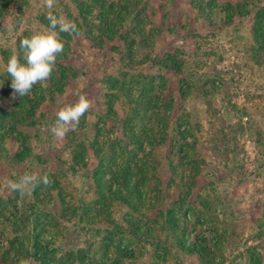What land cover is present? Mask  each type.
<instances>
[{
    "label": "rangeland",
    "instance_id": "obj_1",
    "mask_svg": "<svg viewBox=\"0 0 264 264\" xmlns=\"http://www.w3.org/2000/svg\"><path fill=\"white\" fill-rule=\"evenodd\" d=\"M95 1L84 0L82 17L73 0H56L53 14L79 33L61 35L64 51L48 79L65 77L57 81L61 91L51 94L48 80L36 84L26 96L39 94L40 104L27 116L26 96L13 97L6 65L20 40L47 28L49 9L43 0H0V264H25L28 251L38 254L28 264H264V54L254 34L264 0H105L122 12L111 15ZM179 48L184 73L155 63ZM162 77L179 87L186 80L192 91L174 96L167 136L151 110L143 123L133 116L148 98L157 108L163 103ZM79 94L92 108L76 130L54 137L57 112ZM15 116L26 123L15 124ZM73 132L77 145L84 140L78 162ZM182 136L199 141V174L181 163ZM126 151L142 161L141 171ZM96 169L114 198L100 196ZM29 172L47 173L52 183L21 197L9 182ZM124 179L138 182L137 192L135 184L126 191ZM136 194L142 201L133 206ZM26 214L42 235L39 246L23 228ZM197 239H205L201 256L180 246Z\"/></svg>",
    "mask_w": 264,
    "mask_h": 264
},
{
    "label": "trees",
    "instance_id": "obj_2",
    "mask_svg": "<svg viewBox=\"0 0 264 264\" xmlns=\"http://www.w3.org/2000/svg\"><path fill=\"white\" fill-rule=\"evenodd\" d=\"M98 1L102 2L101 3L102 12H106L107 15L122 13L121 11H118V10L114 9V7L112 5H108V1H105V0L104 1L98 0ZM98 1H95L93 3L91 2V3L93 5H96ZM73 2H75V4L78 6V9H79L80 14L82 16V13L84 12L83 7L86 6L87 4L84 2V0H73ZM1 4H3V2H1ZM1 6L5 7L3 5H1ZM0 9H2V8L0 7ZM68 16H69L70 19L73 18V16L71 14H69ZM256 17H257L258 24H257V27H256L257 31L254 34L256 35V38H257V40H256L257 45H258L259 49L261 50V52H263V54H264V6H262V7H260L258 9ZM111 29H114V27H112ZM61 35L65 36L66 37L65 39L70 37L69 33L68 34L62 33ZM73 35H75V34H73ZM105 35L109 39H113L114 38L113 36L111 37L110 35H107L106 33H105ZM121 39L124 41V38L121 37ZM183 51L184 50H182L180 48L176 49L174 52H172V53L167 55V58H165V63H162V62H160L157 59L155 60V63L161 65L160 68L169 69L172 72H175L176 74H182V73H184L185 70H187L185 62L182 60V57H181V54L183 53ZM63 79H65V77H51V80H48L49 85L53 86V88H54V91L51 92V94H55L56 91H61V90H58L59 87H58L57 81L58 80L62 81ZM161 79H162L161 86H162V91H163L162 95L164 96V99H163V103L160 105V107L157 108L156 102H154L151 98H148L149 99L148 100L149 105L147 107H145V111L143 110L140 113V115L136 111V113L133 116L136 117V115H137L138 118H136V119L140 123H143L142 121H144L146 119L147 113L149 112V110H151V115L154 117L153 119L155 121L158 119V121L156 122L157 126L160 127L161 130L163 129L164 131L162 130L163 131L162 134L167 136V133L169 132V130H168L169 129V114H168V111L169 110L173 111V108L177 104V100L175 99L174 96L176 95V93H178L179 96H183L184 98H188L187 95L191 94L192 91L189 92L190 85L187 83L186 80L180 79L179 80L180 87H179L176 84H174V83L170 82L169 80H167L165 77H162ZM155 82H156V80H154V78H152L147 84H150L153 87V89H155V85H156ZM122 88L125 90V86L124 87L121 86V89ZM128 90L129 89H127V91ZM209 94L210 93L206 94L205 92H202V96L204 95L206 99H208ZM22 99H23L24 104L29 106V108H28L29 112L27 113V116H30V113H32L34 111L36 112V107H38L39 104H40V95L39 94H37L34 99H31L28 96H26L25 98H22ZM33 103H35V104H33ZM108 110H109V112H113V109L110 106H109ZM3 112L5 113V111H3V109H1V111H0V132H1V129L3 128V126L5 125L4 121H6L5 116L3 117ZM217 113L218 112H216L215 115H217ZM162 116H164L165 119ZM14 123L15 124H20V126H22V125H24L26 123V117L22 116L21 118H18V116H15ZM174 123H176V122H174ZM188 123H189V126L191 127L190 121H188ZM28 126H34V123H32L31 125L28 124ZM176 127L174 125V128H171L170 131H172ZM146 130L148 131V129H146ZM146 130L142 131V129H141L139 134L142 135L141 134L142 132H143V135L146 134L145 133ZM131 131H132V134H137V132L135 130L132 129ZM75 136H76V132H73V135L71 136L72 137V146H73V148L76 146L75 151H74V154H75L74 156H75V162H78L79 158H81L85 154V152H83L84 143H82L84 140H82L77 145L78 139ZM97 136H95V140H94L95 142L94 143L98 142V137ZM183 138H184V145H186V146H184V149H181V150L179 149V153H180V157H181V163L184 164V165L189 164L190 166L195 164V166H193V170H194V168L196 169L194 174H199L200 173L199 166L204 164L205 161H203L201 158H199L197 154H193V152L195 151L194 147L197 144L196 141H198V140H196L195 143L191 144V143L187 142L185 137H183ZM73 141H74V144H73ZM166 142H167V138L162 137V144H166ZM137 143H138L139 151L144 150V148L141 145L142 141L141 140H137ZM23 144H24V146L27 144L25 139L23 140ZM153 149H154V147H153ZM153 149H152L151 159H153L155 157V151L156 150L153 151ZM98 151H99V149H98ZM126 153L129 155L128 159H131V162L133 163V165L137 169H139L141 171L142 169L140 167V164L142 163V161L137 158V155L134 152L126 151ZM113 155H114L113 151L107 152V156L109 158H112ZM144 159L147 160V157H144ZM187 162H189V163H187ZM152 165H153V162H152ZM144 167H146V171L145 172L152 171V169H153V166H147L146 165ZM131 174L133 176H135V178H136V175H135L136 173H135L134 170H131ZM113 178L118 179V175L114 174ZM95 180H96V182H97V184L99 186V191L98 192H99L100 196L103 199H108L109 196L114 198L115 194H114L113 191H111V186L108 185L107 182L104 179L101 178L100 173H97V169L95 171ZM132 184H135L133 186H134V188L136 190V186H137L138 182L135 181L134 183H131V182L127 181V179H124L123 185H124L126 191H129L130 188L133 189ZM38 188L39 187L37 186L34 189V191H36V190L38 191ZM133 191H134V189H133ZM136 192H137V190H136ZM181 196H182V198L184 200V195H181ZM135 200H137L139 202L142 201L140 195H137V199H136V196H135L132 199V202H131L133 204V206H134V202H136ZM100 201H102V200H100ZM160 213H162V211H160ZM25 216H26V218L21 220V222L23 223V226H24L23 228H27L28 226L30 228L31 224H33L32 223L33 221L30 219V215L29 214H26ZM185 218H186V216H185ZM90 221H93V219H91ZM36 224H38V222H36ZM21 230L23 231L24 229H21ZM36 231H37L36 230V226L32 230L30 228L29 229V234L35 236V240H36L35 244H36V246H39L40 243H41L40 239H41L42 235H41V233H38ZM203 240H205V239H203ZM203 240L197 239L195 241V243H194L195 246H192V247L188 246L187 244H180V246L183 247V248L191 250L192 254L197 253L199 256H201L200 250H201V242ZM198 243H199V247H198ZM202 248L205 249L206 247H202ZM27 253H28L27 254V260H26L25 264H28V260L30 259V257L32 258V256L33 257H37L38 256V254H35V253L32 254L30 251H28ZM202 258L204 259V257H202Z\"/></svg>",
    "mask_w": 264,
    "mask_h": 264
},
{
    "label": "clouds",
    "instance_id": "obj_3",
    "mask_svg": "<svg viewBox=\"0 0 264 264\" xmlns=\"http://www.w3.org/2000/svg\"><path fill=\"white\" fill-rule=\"evenodd\" d=\"M43 5L49 9L47 28L20 40V51L14 50L6 65V72L11 77L13 97L29 95L36 84L46 86L57 57L64 51L65 44L61 33H79L75 22L63 15L53 14L51 10L56 6V0H43ZM91 108L92 101L86 95L79 94L75 103L66 104L57 112L55 123L50 129L52 135L63 139L68 132L76 130L81 118ZM51 183L52 180L47 173L40 175L38 172H29L21 175L17 180L10 181L9 188L23 197L30 195L37 186L42 184L48 187Z\"/></svg>",
    "mask_w": 264,
    "mask_h": 264
}]
</instances>
